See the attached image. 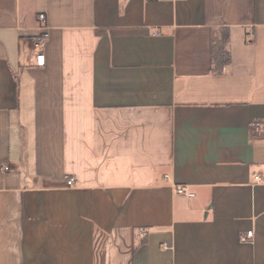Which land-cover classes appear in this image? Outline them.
Segmentation results:
<instances>
[{
    "label": "crops",
    "instance_id": "0c3cea01",
    "mask_svg": "<svg viewBox=\"0 0 264 264\" xmlns=\"http://www.w3.org/2000/svg\"><path fill=\"white\" fill-rule=\"evenodd\" d=\"M1 165L0 264H264V0H0Z\"/></svg>",
    "mask_w": 264,
    "mask_h": 264
},
{
    "label": "built area",
    "instance_id": "2783aa9c",
    "mask_svg": "<svg viewBox=\"0 0 264 264\" xmlns=\"http://www.w3.org/2000/svg\"><path fill=\"white\" fill-rule=\"evenodd\" d=\"M38 18H39L40 27H41L42 31L40 32V34H38L37 36H35L33 38V46L37 50L36 64L38 66H43L45 64V47H46V45L50 39V33H49V30H48V27L46 24V15L44 13H40L38 15ZM0 167L4 170L9 169V165H1ZM256 178L259 180L260 176H256ZM66 184L68 186L74 185L75 184V178L73 176H70L66 180ZM175 189H176V192H178V193H187L188 195H192V192H187L182 187L176 186ZM251 237H252V231H248L245 235L242 236V239L246 240V239H249ZM164 245H165V247L167 246L166 244H164Z\"/></svg>",
    "mask_w": 264,
    "mask_h": 264
},
{
    "label": "trees",
    "instance_id": "16d2710c",
    "mask_svg": "<svg viewBox=\"0 0 264 264\" xmlns=\"http://www.w3.org/2000/svg\"><path fill=\"white\" fill-rule=\"evenodd\" d=\"M228 39V33L225 32L221 39L215 40L212 44V60L214 63V72L220 73L223 67L231 60L230 53L226 50L225 44Z\"/></svg>",
    "mask_w": 264,
    "mask_h": 264
}]
</instances>
